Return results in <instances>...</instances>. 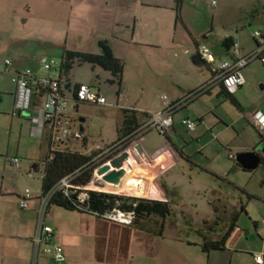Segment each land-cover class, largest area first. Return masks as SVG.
<instances>
[{
	"label": "crops",
	"instance_id": "obj_1",
	"mask_svg": "<svg viewBox=\"0 0 264 264\" xmlns=\"http://www.w3.org/2000/svg\"><path fill=\"white\" fill-rule=\"evenodd\" d=\"M176 3L177 11L174 6ZM46 4H53V6L52 10H50L51 16H45L44 18L43 12H45V9L42 7ZM183 5L184 0L181 2L170 0L169 4L160 0H0V53L4 49L7 50V55L4 53L6 57L3 64L6 70L0 69V75H13L16 70L27 66L33 69L39 68L43 58L37 59V64L34 65L23 64L31 53L27 55L28 52L19 47V42L25 39L24 28L27 25L28 18L31 17L36 22L35 31L41 32L48 29L51 32L57 28L66 30L65 49L86 51L79 46L73 48L67 46V39L71 34L75 37L78 36L84 42L92 37L98 46L101 39H107L115 55L121 59L122 55L116 50V47H120V43L142 49L163 46L171 48L175 50V59L180 68H185L186 63L190 73L197 72V74H202L203 76L199 83L186 88L189 93L207 84L212 79V72L208 64L198 62L194 57L196 53L199 54L197 47L198 44L202 43V39L193 34L190 25L184 18ZM26 11L29 17H27ZM57 13L63 14V17H55ZM210 33H213V27L209 28L207 33H201L200 36L206 38ZM187 36L191 37V41L193 39L192 48L184 46V43L188 41ZM226 36L232 35L226 34ZM254 38L257 37L254 36ZM257 40L260 42L259 38ZM74 41L75 43L78 42L76 39ZM234 41L237 42L235 38ZM11 45L14 47H11ZM257 45L256 42V47ZM10 48L14 53V55L10 53L12 54L11 57L8 56ZM239 50L241 55H246L252 51H242L241 45ZM226 53L228 58H222L223 60L233 57V49ZM198 58H201L200 55ZM8 59L11 64L7 63ZM203 65L207 66L208 71L206 73H202ZM98 69L104 70L100 67ZM105 71L109 72L111 76L110 71ZM174 83L177 86L181 85L176 84L177 82ZM3 85L4 83H2L0 78V89L7 93V97L0 96V103L7 102V113L4 114L7 117L9 116L10 119L8 126L9 135L12 138L14 131H17L15 128H17L19 130V141L22 138L23 130H25L24 126L27 124L25 128H28L27 130H29L31 137L40 139L41 144H43L44 140L48 143V156L51 147L50 133L41 124V104L45 95L35 94L32 99L31 110L24 113L17 111L16 113L14 105L16 89L13 91ZM15 86L17 88V84ZM122 88L121 84L117 91L115 105L122 110L135 111L139 125H141L147 120L152 111H144L145 114H148L146 117V115L139 113L141 110L136 108L138 106H129L127 102H124L127 101L128 92L126 93ZM230 90L231 92L234 91L233 89ZM207 92L209 93V101L213 100L212 104L217 103L214 101L213 94H216L219 99L227 100L223 97V85L221 83L212 85L205 93ZM9 95L12 96L9 97ZM185 95L176 94L171 100L167 96V101L161 99L162 107L157 108L155 111L164 108L167 102L179 100ZM194 100L174 114V122L171 127L175 133H178L177 129L180 128L181 121L185 117H190L197 122L195 130H190L194 133L193 140L197 139L201 143L206 134L214 127L216 132L212 136L214 140L216 139L218 145L206 150L208 143L202 144L201 148L196 150L199 154L197 157L194 152H188L184 146H179L176 139L168 131L165 135L168 137L169 144L164 145L165 147L167 146L168 152L162 154L160 159L163 160V164L160 166L154 161V153L159 148L145 146L144 134L133 143V150L135 153H139L141 161H136L135 163L139 165L129 170L130 177L136 182L133 187L138 190V194L144 191L141 195L137 194L138 196L149 193L150 189V192H153L154 188L155 194L153 198L168 200L172 208L173 200L168 197L169 193L172 195L176 194L182 203L189 200L185 199L186 195L184 192L179 190L169 192L168 190V187H171L174 183L176 184L175 178H169L173 175L171 170L182 163L184 168L186 167L188 170L190 181L194 184L196 183L194 187L195 194L200 197L202 193H209L204 195L202 200H194L195 202L191 204L196 209L200 202L210 207L209 214L200 219L206 224L204 227H208V230L212 231L213 228L209 223H217L222 221L223 218L229 224H226L224 234L212 237L203 235V240L184 239L178 233H175L176 239L182 242V246H178L176 250L168 251L166 253L168 258L165 259L164 264H233L235 256L242 254L243 256H248L247 258L251 264H264V256L262 263H258L255 259V253L260 251L264 253V190L263 188L256 190L257 188L251 184L255 179L258 168L261 166L263 175L261 174L260 176L263 178L264 185V155L262 154L261 163L254 170L244 169L236 158L229 156L230 152L237 155L240 152L252 150L263 141L261 133L253 121V114L257 111H261L264 114V107H259L256 104L249 107L239 102V111H242L244 116L246 115L255 131L249 130L245 125L237 127L236 123H233L234 130L237 131L238 135L237 137H231L228 133L229 129H227L230 128V125L223 123L220 126L219 123L223 121L222 119L217 124L213 122L215 125L207 123L205 117L211 110H199V107L203 109L208 107V105L202 103L199 107H195V103H192ZM110 105L112 104L108 100L107 104L103 106ZM255 106L257 107L253 110ZM185 108L186 110L180 112V110ZM212 108L210 106L209 109ZM145 109L148 108H142V110ZM218 115L225 119L223 114L218 113ZM27 120L31 121L28 123ZM33 132L35 135L32 134ZM184 140L185 144L191 142L185 137ZM26 155L29 157L28 154ZM9 156L20 157L19 166H21L24 152L17 150L15 154L10 155L9 147L0 145V174L2 179L6 178V166L11 163L8 161ZM36 165L37 163L32 164L37 171L39 167L37 168ZM183 174H186L185 170ZM14 192L13 188L7 187L4 181H0V264H30L34 257H36L35 264H151L153 263V257L157 256L159 252V248H156L157 245H153V236L156 234L161 238L166 237L165 222L167 217H155L154 222L157 227H154L153 230V228L145 226L147 218H138L133 224H125L80 211L81 221L78 219L73 221L74 219L68 218L70 221L59 222L55 229L50 225L52 227L53 242L62 245L65 251V261L58 262L51 254H49L51 257H48L46 255L48 253L42 251L39 252L42 253L41 256L39 253L37 255L35 253L33 237L37 230L35 218L37 216L39 218L41 195L33 196L35 197V205L30 207L29 211H21V214L20 212L17 213L6 199L9 194ZM23 195L20 194V197L22 198ZM243 195L247 196V202L244 200ZM234 199L237 201L233 203L232 200ZM250 204L252 207L249 206ZM18 207L22 208L20 204L17 205ZM46 214L47 211L44 215L45 224H47L45 222ZM196 214H199V211H196ZM181 215L186 216L185 209H183ZM231 224L234 227L224 246L204 250L202 246L204 243L221 240ZM141 225H143V229L138 228ZM199 230L201 231L202 228L200 227ZM200 234L202 235V233ZM251 234L254 235V239L259 237L263 243L262 247L256 249V251L252 250L251 246H248L244 237ZM184 241L193 248L197 247L198 249H193L194 251L187 249L184 246ZM145 259L150 262L145 261ZM241 263L244 264L243 259H241Z\"/></svg>",
	"mask_w": 264,
	"mask_h": 264
},
{
	"label": "rangeland",
	"instance_id": "obj_2",
	"mask_svg": "<svg viewBox=\"0 0 264 264\" xmlns=\"http://www.w3.org/2000/svg\"><path fill=\"white\" fill-rule=\"evenodd\" d=\"M160 1L166 4H169L170 2V0ZM217 1L218 3L213 6L212 0H184L183 5L184 18L190 25L193 34L202 39L201 42L210 46L217 57V61L223 60L222 58H228L226 53L227 51L222 46V40L226 34L232 35L235 40L240 43L242 51L253 50L256 47V40L254 38V32L256 30L262 32L263 37L260 36L258 38L260 41H264V0ZM52 6L53 4H46L42 7L45 9V12H43L44 18L45 16H51L50 10H52ZM174 6L175 10L177 11V3ZM27 17H29L28 14ZM55 17H63V14L57 13ZM35 25V20L29 17L27 20V25L24 28L25 39L24 41L19 42V47H21L22 50L28 52L27 55L31 53V55L25 60L26 62L23 64L34 65L37 64V59H42L44 57H46L49 61L57 60L61 62L65 50L67 31L63 30V28H57L56 30L52 29L53 31L51 32L48 29L39 32L35 31ZM212 27L213 33H210L208 37L202 38L200 36L201 33H207L208 29ZM75 39L78 40L77 43H75ZM88 39V41L84 42L81 41L78 36L75 37L71 34L67 39V46L72 48L79 46L83 48V50L100 53L101 49L93 41L92 37ZM187 40L188 41L184 43V46L192 48L193 39L191 41V37L187 36ZM11 47L14 46L11 45ZM116 50L122 55V60L124 62L122 90H125L126 93L128 92L126 99L127 101L124 102H127V104L129 106L131 105V107L138 106L136 108L141 110L139 113L141 115H146V117L148 114H145L144 111H155L157 108L162 107V96L166 95L171 100L176 94H187L188 90L186 88H188V86L196 85L203 78L202 74H197V72L190 73L189 67L186 63L185 68H180L178 66L177 60L175 59V50L165 46L159 48L154 47L142 49L120 43V47H116ZM9 51L10 52L8 53V56L11 57L12 54L14 55L11 48ZM4 53L7 55V50L4 49L3 52L0 53V69L2 70H6L3 66L4 59L6 57ZM202 69V73H206L208 71L207 66L205 65H203ZM244 72L247 78V83L241 87L233 88L234 97L245 106L250 107L256 104L259 107H264V62L261 60V58H257L245 67ZM97 74H99L98 77H96ZM0 78L2 79V83H4L3 86L11 88L13 91L16 89V82L12 80L13 75H0ZM109 78H111L109 72L105 70H99L98 68L93 69L90 63H83L82 65L75 66L72 71V80L74 82H87L95 84L96 88H100L101 91L106 94L108 100L112 104L110 106H100L97 104L83 102L77 106L75 103H71V111L75 118L76 124H79V118H85V122H83V126L85 127V139L83 142H86V147L81 151L85 154L93 155L94 157L101 151L96 148L97 144L105 145L106 147L113 145V148L110 150L112 151L110 155H113L114 157L120 154L123 150L130 147L131 152L133 153H131L133 163L131 164L132 167L136 168L139 164L135 162L141 161V159L139 157V153H135L133 150V143L135 142V139H131L129 136L123 135L124 119L126 113L120 107L115 105L117 91L120 85H118L116 82H109ZM174 82H177L176 84L181 85L177 86ZM0 96L7 97V93L0 89ZM11 96L12 95H9V97ZM213 97L214 101L217 103L212 104L213 100L211 102L209 101L210 98L208 92L200 95L192 102L195 103V107H199V105H202V103L208 105V107L203 109L199 107V110L201 111L211 110L205 117V121L207 123L213 124V122H216L217 124L222 119L223 121L219 123V125L221 126L223 123L230 125V128L227 129H229L228 133L231 137H237L238 135L237 131L234 130V126L232 125L233 123H236L237 127L245 125L249 130H254V128L250 125L249 119L246 117V115L244 116L242 111H239L238 106L232 102L229 96L224 93L223 97L227 100L217 98L216 94H213ZM210 106L213 108L209 109ZM257 106H255L253 110H255ZM7 107L6 101L0 103V145H7L9 147L10 155L15 154L17 150H20L21 152H24V156L22 159V164L19 167L11 163L7 164L6 178L2 179V175L0 174V181H4L7 187L13 188L15 190V192L9 194L6 199L17 211V213L20 212L22 214V212L29 211L30 207L35 205V197L33 196L38 194L42 196L43 180L41 177V172L44 171L46 165L45 160L47 158L48 143L44 140L43 144H41L40 139L31 137L29 130H27L28 128H25L27 125L25 120L24 121L26 125L24 126L25 130H23L22 138L18 141L19 130L17 128H15L17 131H14V134H12L11 138L8 132L10 119L9 116L7 117L5 115L7 113ZM145 107L148 109L142 110V108L144 109ZM43 110L44 109L42 108V111ZM184 110H186V108L180 110V112ZM218 113L223 114L225 119L218 115ZM43 120L44 118L42 115L41 124L44 125ZM30 121L31 120H27L28 123ZM179 127L180 128L177 129L178 133H175L172 127L169 128V133L173 135L179 146H184L188 152H194L197 157L199 154L196 152V150L201 148L202 144L208 143L206 150L212 149L218 145L216 139L214 140L213 138L216 132L214 127L211 129L212 132L209 131V133L206 134L201 143L198 142L197 139L193 140V131L188 130L182 121ZM32 134L35 135L34 132ZM184 137L191 140V142L189 144H185L184 141L186 139L184 140ZM165 144H169L167 135L160 133L156 129H151L145 133L144 145L150 146L152 148H159L154 153V161L160 166L163 164V160L160 159L162 154L164 152H168L167 146H164ZM70 147L72 149L78 150L79 146L77 143H70ZM233 151L235 152V150ZM26 154H28L29 157ZM106 159L107 157L98 161L93 166H98L99 163H102ZM34 163L39 164L37 171L32 166ZM31 169H33L35 172L34 177H31L28 174ZM184 170L186 171V174H183ZM171 171H173V175H171L169 178H175L176 184L174 183V185L168 187L169 192L179 190L184 192L186 195L185 199L189 200L182 203L176 194L172 195L169 193L168 197L173 201L172 211L167 216V221L165 222L167 230L166 237L161 238L156 234L153 236V245H157L156 248H159V252L157 256L153 257V263L151 264H164L166 261L165 259L168 258L166 253L172 249L176 250L178 246H182V242H179V240L176 239L175 233H178V235L182 236L184 239L192 238L203 240V235L212 237L224 234L226 229L225 226L226 224H229L225 221V218H223L222 221L217 223H209L213 228L212 231L208 230V227L205 228L204 226L206 224H204L200 219L206 214H209L210 207L200 202L196 209V207L192 206L191 204L192 202H195L194 200H202L204 195H208L209 193H202L200 195L201 198L198 196V194H195L194 187L196 183L194 184L190 181L189 174L187 173L188 170L186 167L184 168L182 163L178 164ZM262 173L263 170L260 166V168L257 170V174L253 183H251L257 188L256 190H261V188L264 190L262 181L263 178L260 176ZM126 178L124 179L126 180L125 182L131 186V189L128 192H121L120 190H112L108 188L103 189L106 183L103 182L102 179L100 181L96 180L95 184L90 185V187L96 188V186H99L101 189L96 188L99 189L96 191L106 192L113 196H137L154 199V188L153 192H150V189L149 193L138 196L143 194L144 191L138 194V190L134 189L133 187L136 185V182L133 181L130 175H128ZM161 182L162 180L160 181V184ZM26 188H29L32 193L28 201L29 205L27 208H17V205L20 204L21 201L20 194H24ZM243 197L247 202V196L243 195ZM236 201V199L232 200L233 203ZM249 206L252 207L251 204ZM183 209L186 210L185 217L181 215ZM196 211H199V214H196ZM80 214L81 212L78 210H70L50 203L47 208L45 222L55 229L59 222L64 220L70 221L68 218L74 219L73 221L76 219L81 221L82 218L79 216ZM155 217H157V215L142 216L140 219L147 218L145 226L153 228L154 230V227H157V224L154 222ZM35 219V222L37 221L36 227L38 228V216ZM158 221L161 223L160 220ZM142 226L143 225L138 228L143 229ZM200 227L202 228L201 231L199 230ZM200 233H202V235ZM244 237L248 243V246H251L252 250L256 251V249L262 247L263 243L259 237H255L254 239L253 234ZM184 246L191 251H194L193 249L197 248H193L186 241H184ZM39 255L41 256L42 253H39ZM46 255L51 257L49 254ZM247 257L248 256H243V254L240 256L236 255L233 264H242L241 259H243L244 264H251ZM142 260L144 261V259ZM145 261L150 262L148 259H145ZM35 263L36 257L32 258L30 264Z\"/></svg>",
	"mask_w": 264,
	"mask_h": 264
},
{
	"label": "built area",
	"instance_id": "obj_3",
	"mask_svg": "<svg viewBox=\"0 0 264 264\" xmlns=\"http://www.w3.org/2000/svg\"><path fill=\"white\" fill-rule=\"evenodd\" d=\"M218 3L217 0H212V5L215 6ZM255 37H263L261 31L256 30L254 32ZM233 57L228 60L217 61V57L206 43L198 44L197 51L202 59L208 64L211 72L212 79L202 87L194 89L187 93L183 98L167 102L166 106L160 110L152 111L147 120L139 125V127L130 133L131 139H137L143 134L147 133L151 129H156L162 134H167L169 128L173 125L174 114L181 108L185 107L189 102L199 97L212 85L216 83H222L226 88L233 89L241 87L246 83V77L244 69L252 61L257 58H261L264 61V41H260V44L247 53L246 55L240 54V45L235 42L233 45ZM8 64L11 61L7 60ZM60 63L57 60L49 61L46 57L42 59L38 69L32 67H24L18 69L13 73V80L17 84L15 92V112H27L31 110L32 99L35 94L42 96L45 95L41 104V112L44 118V126L50 133L51 150L48 154V159L51 160L54 157V152L57 150L72 149L70 143H77L79 152H82L86 147L84 141V131L81 130V123L76 124L75 118L71 111V103H75L78 106L80 103H92L100 106L106 105L108 100L105 93L92 87L87 82H79L77 85H68L64 82L61 71ZM164 101H167V96H162ZM75 107V106H73ZM42 108L44 109L42 111ZM253 121L255 126L264 135V114L261 111H257L253 114ZM182 123L189 130H195L197 122L190 117H185ZM97 149L101 150L99 154L92 157L89 166L95 165L98 161L107 157L98 166H95L94 173L91 181L87 184H77L73 182V179L78 173H71L64 176L55 187L50 189L46 193H42L40 210H39V224L37 232L33 237L35 253L36 255L42 251L53 255L54 259L58 262L65 261L64 247L60 244L54 243L52 240V227L44 223V215L50 204L52 195L56 191H61L63 195L71 197L75 200L74 203L78 208L88 210L86 212L94 214L96 216L104 217L106 219L125 223L133 224L136 219V213L132 210H124L120 207H113L104 211L97 209H89L83 202L88 198V190H99V186L90 187L94 185L95 181H100L101 177L96 173L97 168L108 163L112 159L113 155L110 151L112 146L106 147L105 145L97 144ZM131 153L130 147L127 148ZM93 156V155H92ZM109 156V157H108ZM231 158H236V155L230 152ZM8 161L12 164L19 166L21 159L18 156H9ZM28 174L31 177L35 176V172L31 169ZM44 176V172H41V177ZM32 193L29 188H26L23 197L21 198L20 205L22 208L28 207V201ZM78 197V198H76ZM85 197V199H82ZM264 224V218H263ZM263 252L255 253V259L258 263L263 262Z\"/></svg>",
	"mask_w": 264,
	"mask_h": 264
},
{
	"label": "trees",
	"instance_id": "obj_4",
	"mask_svg": "<svg viewBox=\"0 0 264 264\" xmlns=\"http://www.w3.org/2000/svg\"><path fill=\"white\" fill-rule=\"evenodd\" d=\"M182 0H177L181 2ZM257 44L260 42L255 38ZM235 41L232 36H226L222 40V46L229 52L234 45ZM99 46L101 48L100 53L79 51V50H70L65 49L62 60L60 63V71L63 77L64 82L68 85L74 83L77 85L79 82H74L72 80V71L75 66L82 65L83 63H90L92 68H102L108 70L111 73V78L108 79L111 83H117L118 85L122 84V77L124 71V62L121 58L117 57L112 49L111 44L107 39H101L99 41ZM264 54V51H263ZM200 54H195L194 57L196 61L207 64L202 57L198 58ZM262 60V59H261ZM263 61V60H262ZM264 62V61H263ZM99 75L97 74L96 77ZM97 79V78H96ZM92 87L96 88L95 84L89 83ZM222 84V83H221ZM223 85V84H222ZM101 90L100 88H96ZM223 93L229 96L233 103L237 106H240L239 101L234 97L233 92L230 89L226 88L223 85ZM204 94V93H203ZM125 119H124V132L123 135H129L139 127V122L137 120L135 111L133 110H124ZM264 141V135L261 134ZM51 144V143H50ZM51 146V145H50ZM51 150V147H50ZM92 155L85 154L72 149L57 150L54 152V157L51 160H47L44 169V176L42 177V191L43 193L48 192L50 189L55 187L57 183L66 175L71 173H78L77 176L73 179L74 183L77 184H87L91 181L94 173L95 166H89L92 159ZM37 168L39 164L36 165ZM88 198L83 202L86 207L89 209H97L104 211L111 209L113 207H120L124 210H132L136 213L135 221L142 216L157 215L159 217H167L171 213V205L168 200H159V199H148L137 196H118V202L115 206L112 205L110 201V194L102 191L88 190ZM74 199L68 196L63 195L61 191H56L50 200V203L62 206L70 210H79L86 212L78 208L74 203ZM134 221V222H135ZM234 225L231 224L229 230L226 232L224 237L221 240L213 241L209 243H204L202 246L204 250H209V248H220L224 246L226 239L228 238L230 232L232 231Z\"/></svg>",
	"mask_w": 264,
	"mask_h": 264
},
{
	"label": "water",
	"instance_id": "obj_5",
	"mask_svg": "<svg viewBox=\"0 0 264 264\" xmlns=\"http://www.w3.org/2000/svg\"><path fill=\"white\" fill-rule=\"evenodd\" d=\"M85 118H79L81 123V130L84 131ZM262 154L264 155V141L254 147L252 150L240 152L236 155V160L241 164L244 169L254 170L261 163ZM131 155L128 149L123 150L120 154L114 156L108 163L100 165L96 173L101 177L105 183H111L114 185H120L128 174L129 170L132 169ZM78 198V197H76ZM85 199V197H82ZM110 201L113 206L118 202V196H110Z\"/></svg>",
	"mask_w": 264,
	"mask_h": 264
},
{
	"label": "bare ground",
	"instance_id": "obj_6",
	"mask_svg": "<svg viewBox=\"0 0 264 264\" xmlns=\"http://www.w3.org/2000/svg\"><path fill=\"white\" fill-rule=\"evenodd\" d=\"M130 175V172H128V174L126 175V177ZM124 177V179L126 178ZM123 179L122 183L120 185H114V184H111V183H106L105 184V187L103 189H112V190H120L121 192H128L130 191V185L126 182H124L125 180ZM101 189V187H99ZM102 189V190H103Z\"/></svg>",
	"mask_w": 264,
	"mask_h": 264
}]
</instances>
